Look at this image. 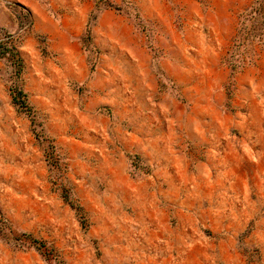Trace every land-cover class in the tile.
I'll use <instances>...</instances> for the list:
<instances>
[{"label":"rangeland","instance_id":"rangeland-1","mask_svg":"<svg viewBox=\"0 0 264 264\" xmlns=\"http://www.w3.org/2000/svg\"><path fill=\"white\" fill-rule=\"evenodd\" d=\"M252 3L0 0V264H264Z\"/></svg>","mask_w":264,"mask_h":264},{"label":"trees","instance_id":"trees-1","mask_svg":"<svg viewBox=\"0 0 264 264\" xmlns=\"http://www.w3.org/2000/svg\"><path fill=\"white\" fill-rule=\"evenodd\" d=\"M111 7L110 4H107L105 8ZM242 28L244 31L240 30V39H248L250 42L255 39L259 41H264V0H253V3L250 7V10L242 18ZM244 36V37H243ZM0 55L7 56L8 59H11L14 64L21 65V59L18 52L12 47V45L6 40L0 41ZM13 91V100L15 103L19 104L20 107L27 109V102L25 94L17 86H12ZM68 199V198H67ZM76 209L80 213V208L76 206ZM26 238L29 244L36 246L37 249L41 251L44 256L51 258V252L43 240L32 237L31 235H26Z\"/></svg>","mask_w":264,"mask_h":264}]
</instances>
